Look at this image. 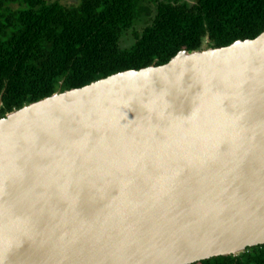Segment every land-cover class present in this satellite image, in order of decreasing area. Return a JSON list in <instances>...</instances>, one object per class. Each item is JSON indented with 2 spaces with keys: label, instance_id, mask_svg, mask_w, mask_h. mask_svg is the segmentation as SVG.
Instances as JSON below:
<instances>
[{
  "label": "water",
  "instance_id": "water-1",
  "mask_svg": "<svg viewBox=\"0 0 264 264\" xmlns=\"http://www.w3.org/2000/svg\"><path fill=\"white\" fill-rule=\"evenodd\" d=\"M259 244L264 30L0 117V264H190Z\"/></svg>",
  "mask_w": 264,
  "mask_h": 264
},
{
  "label": "trees",
  "instance_id": "trees-1",
  "mask_svg": "<svg viewBox=\"0 0 264 264\" xmlns=\"http://www.w3.org/2000/svg\"><path fill=\"white\" fill-rule=\"evenodd\" d=\"M263 30L264 0H0V117L59 90ZM190 264H264V244Z\"/></svg>",
  "mask_w": 264,
  "mask_h": 264
}]
</instances>
